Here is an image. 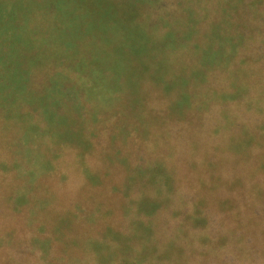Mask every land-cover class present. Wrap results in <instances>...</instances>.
I'll list each match as a JSON object with an SVG mask.
<instances>
[{
	"label": "rangeland",
	"instance_id": "374dc122",
	"mask_svg": "<svg viewBox=\"0 0 264 264\" xmlns=\"http://www.w3.org/2000/svg\"><path fill=\"white\" fill-rule=\"evenodd\" d=\"M12 1L0 264H264V0Z\"/></svg>",
	"mask_w": 264,
	"mask_h": 264
},
{
	"label": "trees",
	"instance_id": "16d2710c",
	"mask_svg": "<svg viewBox=\"0 0 264 264\" xmlns=\"http://www.w3.org/2000/svg\"><path fill=\"white\" fill-rule=\"evenodd\" d=\"M31 1H34V2H36L37 3V6H40V3H39V0H31ZM3 3H5V4H7V5H10V6H6V7H8V11H7V15H9V14H11V12H12V10L14 9V7H15V5H14V1H12V0H0V6H1V4H3ZM39 3V4H38ZM51 8H53V9H56V7L60 4V1L59 0H51ZM10 27H12V24H10ZM41 30V29H40ZM44 30V29H43ZM42 30V31H43ZM9 30L8 29H6V32H8ZM8 34H10V31L8 32ZM262 45V44H261ZM69 49H71V47H68ZM102 63V65L104 66V70L103 71H101V72H99L100 74H103L104 76H106L107 78H109V79H112V80H115L111 75H109V74H107L106 73V70H107V68H108V62H107V59H106V54L105 53H102V54H100V55H98V56H96L95 58H93V59H91L89 62H88V66H91L92 65V67H95V66H98L99 65V63ZM68 63V66L70 67L71 65H72V63L73 62H67ZM93 63V64H92ZM26 66H29V68L26 70L25 69V67ZM21 67H22V69L23 70H16L17 71V77H15V75H13V77H11V80H10V86L12 87V86H17V88L16 89H18V88H22L23 87V82L21 81V80H24L25 81V85H26V88H28V89H30L31 87L29 86L30 85V83H32L31 82V78H30V76L32 75L31 74V69H33V68H35V65L33 64V62H31V63H24L22 66H20L19 68H16V69H21ZM36 67H38V65L36 66ZM53 68L54 69H56L57 67L53 64ZM16 71H15V74H16ZM56 77H58V76H56ZM58 78H60V77H58ZM62 78V77H61ZM60 78V79H61ZM100 77L99 76H97V75H94L93 76V81H92V84L90 85V86H87V87H85L86 89L85 90H89V89H95L97 86H93V84H94V81H97V79H99ZM67 80H69V78H67ZM70 81V80H69ZM86 80H82L81 82H77V83H74V85H78V86H81V85H86ZM15 84V85H14ZM72 84V83H71ZM49 85V84H48ZM48 88V87H47ZM47 88H46V90H47ZM19 90V89H18ZM45 90V91H46ZM10 92V91H9ZM45 93V92H44ZM42 94L41 95V98H43L44 96H45V94ZM98 94V96L99 97H102V98H104V99H106V96H105V93H103V92H100V91H95L94 92V95H97ZM199 168H202L201 169V171L204 173V171H207V168L205 167V166H202V167H199ZM205 189V188H204ZM199 191H198V193H201V190L200 189H198ZM19 240H21V239H19ZM0 244H2V243H0ZM73 248V247H72ZM71 248V246L69 247V249L68 250H70V249H72ZM74 249V248H73ZM29 251L31 252L30 253V255L31 254H33L34 252L31 250V249H29ZM3 252H5V253H7L6 251H4L3 250ZM61 252H62V248H61ZM73 252H76V248L73 250ZM28 256H29V254H28ZM27 258V257H26ZM34 262V261H33Z\"/></svg>",
	"mask_w": 264,
	"mask_h": 264
}]
</instances>
